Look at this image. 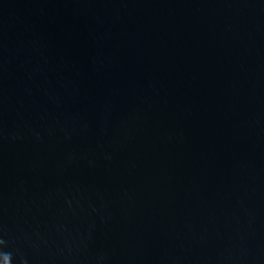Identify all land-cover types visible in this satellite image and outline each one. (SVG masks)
I'll return each instance as SVG.
<instances>
[{
  "label": "water",
  "instance_id": "95a60500",
  "mask_svg": "<svg viewBox=\"0 0 264 264\" xmlns=\"http://www.w3.org/2000/svg\"><path fill=\"white\" fill-rule=\"evenodd\" d=\"M0 264H264V0H0Z\"/></svg>",
  "mask_w": 264,
  "mask_h": 264
}]
</instances>
